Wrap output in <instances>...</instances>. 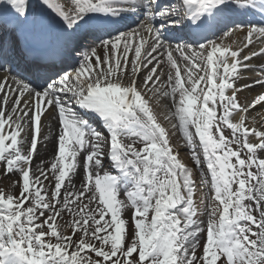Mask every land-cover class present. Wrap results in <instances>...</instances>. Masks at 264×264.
Instances as JSON below:
<instances>
[{"label": "snow or ice", "instance_id": "obj_1", "mask_svg": "<svg viewBox=\"0 0 264 264\" xmlns=\"http://www.w3.org/2000/svg\"><path fill=\"white\" fill-rule=\"evenodd\" d=\"M249 9L260 22L240 19ZM185 22L184 42L161 39ZM236 31L244 40L229 51L233 74L216 59L215 82L230 86L205 99L219 92L205 75L218 43L207 33L221 42ZM257 40L264 0H0V171L18 189L0 192V264H264V129L247 126L264 110ZM153 95L163 119L177 122L191 166ZM186 96L196 97L191 112ZM201 103L214 113L207 128ZM45 116L50 131L55 122L53 158L33 171ZM197 173L208 194L198 195ZM122 182L131 187L123 196Z\"/></svg>", "mask_w": 264, "mask_h": 264}, {"label": "bare ground", "instance_id": "obj_2", "mask_svg": "<svg viewBox=\"0 0 264 264\" xmlns=\"http://www.w3.org/2000/svg\"><path fill=\"white\" fill-rule=\"evenodd\" d=\"M234 36L226 41V42H223V45H222V48H225V49H229V51L233 50V49H237L239 48L240 46H242L243 44V39H240L241 38V33L239 34H233ZM230 36H224V39L227 40L229 39ZM242 40V42H240ZM241 43V45L239 44ZM224 53L225 51L222 53L221 57H224ZM234 53V52H233ZM231 53V55L233 54ZM137 54H139V50L137 52ZM226 54V53H225ZM212 58H216L217 59V53L215 51H210L208 52V55H207V65H206V69H205V75L207 76V82L210 83L211 87L212 86H221L223 88V85L229 87L230 85L228 84V81L226 82L225 81V78L224 76H221L219 77V84H217L215 82V79L217 76H218V73L215 69V64L213 63V68L212 66L210 65V61ZM202 63H204V60L201 61ZM228 62V61H227ZM202 74V73H201ZM225 75H230V71L228 70L227 71V74ZM240 83H244V81H241ZM203 85H201L202 87ZM114 87H117V86H114ZM122 91H126L125 89H119L118 88V92H122ZM255 91H259V89H254L252 92H245V93H241L240 94V100L241 102L244 101V96L247 95L249 97V99L251 98L253 92ZM163 95V93H162ZM186 99V97H185ZM189 102L185 105V108L189 111L190 108H191V111H192V103H191V100H189V98L187 97V99ZM140 101V100H139ZM141 102V101H140ZM137 106L139 107V105L137 104ZM160 107V106H158ZM199 110V109H197ZM158 113H161V118H160V121L162 123V126H164V124H166L164 127L167 129L168 133H169V136L171 138V143L173 145V150L174 151H178V150H184V148H182V144L180 143V140L175 136V132L174 130L176 128H178L177 126H175L176 124V121H165L163 119V113L161 112V109L158 108ZM197 114V112H196ZM252 117H256V121L255 123L252 122ZM201 120V119H200ZM239 120H240V117L238 116L237 117V121L239 123ZM237 123V125H238ZM49 124H50V120H49V117H48V122L46 123L45 121V132L42 136L44 137H48L49 139L48 140H44L42 139L41 137V140L42 142L45 144L43 148H41V145H39V150L36 154V158L35 160L33 161L32 163V169L33 171H36V168L37 166H39L41 164V161H43V166L45 168H47L49 165H50V162L52 160V153H53V143H54V139H53V132L55 131V122L53 121L52 122V131L49 130ZM247 126L248 127H255L257 130H261L262 128H264V110L262 109H259L257 108L256 111L254 112H251L249 114V118H248V121H247ZM179 156L178 158L183 162V163H186V156H185V152H179ZM189 154L191 155V151L189 152ZM188 154V157L190 158V155ZM62 163V161H61ZM71 175V173H70ZM77 179L79 180V177H77ZM197 191H198V195L201 193V189L200 188H197Z\"/></svg>", "mask_w": 264, "mask_h": 264}, {"label": "rangeland", "instance_id": "obj_3", "mask_svg": "<svg viewBox=\"0 0 264 264\" xmlns=\"http://www.w3.org/2000/svg\"><path fill=\"white\" fill-rule=\"evenodd\" d=\"M220 43V40L218 41V43L217 44H219ZM215 60V59H214ZM261 62H263L262 60H260ZM216 71H217V69H216ZM177 87L179 88V87H182V85H180V84H178V80H177ZM223 90H224V87L222 88V94H223ZM210 95H211V93H210ZM210 95H206L205 97L206 98H211L210 97ZM213 96L214 97H216V96H219V94L218 93H216V92H213ZM221 98H223V97H221ZM151 99H153V102H152V106H153V108H154V110L156 111V112H158V108H160L161 109V107H158V105L155 103V99H157L154 95H153V97L151 98ZM191 103H192V105L195 103V101H196V97H192L191 99ZM137 104L139 105V107H141L142 106V102H140L139 101V98H137ZM161 112H162V109H161ZM208 113H210V112H208ZM43 119H45V117L43 118ZM166 124H164V126H165ZM262 129H264V128H262ZM42 133H43V131H42ZM42 135V134H41ZM225 135L226 136H229V138H230V134H227V133H225ZM180 138H183V136H180ZM133 139H138V138H136V137H131V139H127L125 142L126 143H130V142H132V140ZM41 141V142H40ZM38 143V146L39 145H41V148H43L44 147V143L42 142V140H40ZM180 143H181V141H180ZM139 146H143L142 144L141 145H139ZM180 153L181 152H183L182 150H178ZM187 161V160H186ZM62 164H63V161H62ZM191 166V165H190ZM106 169H107V167H106ZM61 172L63 173V168L61 169ZM36 174L37 175H39V172H36ZM197 174H199V173H197ZM200 177L197 175L196 176V182H197V185H198V188H200L201 189V192H203V193H205V191H204V188H203V185H202V183H201V180L199 179ZM17 179V177L16 176H13V175H6L3 171H0V192H8V191H17L18 192V189H12V187H11V184L15 181ZM78 184H79V180L77 179V186H78ZM206 186V185H205ZM28 187V179H27V177L25 176V188H27ZM130 187V186H129ZM205 189H206V191L208 192V189H207V187H205ZM120 190H121V196H123V192H124V190H125V188L123 187V186H120ZM131 190V187L129 188V191ZM198 192V191H197ZM130 216V213H125V218H128ZM205 223H206V217H202L201 218ZM64 221H61V223H63ZM212 264H214V260H213V262H212Z\"/></svg>", "mask_w": 264, "mask_h": 264}]
</instances>
